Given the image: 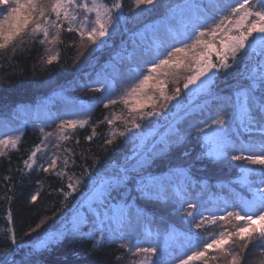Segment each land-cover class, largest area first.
I'll return each mask as SVG.
<instances>
[{
    "label": "trees",
    "instance_id": "1",
    "mask_svg": "<svg viewBox=\"0 0 264 264\" xmlns=\"http://www.w3.org/2000/svg\"><path fill=\"white\" fill-rule=\"evenodd\" d=\"M232 1L154 0L149 6L137 7L135 0H120L122 15L118 21L114 16L116 31L110 29L108 36L98 38L95 43L86 36L82 40L75 31H67L65 22L55 43L41 44L42 34L28 35L23 42L17 41L14 48L0 51V136H4L0 139L19 137L16 147L6 146L0 155V264H141L144 254L132 255L128 250L137 244L157 248V254L149 258L151 264H178L179 259L197 250L189 239L193 232L211 239L216 233L232 232L244 224L235 219L225 226L223 221L216 224L205 221L207 227L195 229L188 222L187 210L188 202L196 203L197 211H203L205 216L223 214L224 208L238 210L240 200H251L253 190L261 186L264 166L232 157L261 154L264 134L248 131L235 119H229L234 109L227 101L237 89L250 83L247 77L257 67L260 60L257 54L250 52L249 57L238 60L227 70L212 68L201 77L208 81L206 86L198 87L197 81L185 89L187 77L196 67V57L201 58L205 68L208 63L219 65V53L223 51L219 43L221 35L215 39L209 35L204 41L212 47L202 44L191 52L195 55L188 57L190 67L183 65L163 75L166 84L163 95L161 89L140 91L154 101L137 107L136 113H130L131 105L122 101L105 107L107 99L101 100L106 96L119 100L126 94L119 92L128 84L136 86L142 74H147L149 67L145 65L156 58L157 52L177 44L171 43L179 37L170 23L177 14L181 17L183 40H188L192 27L191 19L184 13L185 7L193 6L199 16V10L214 12L212 6ZM114 2L98 0L109 5ZM79 19L78 15L77 24ZM93 19L94 14L89 21ZM160 21L169 22L170 29L161 33L154 30ZM232 28L235 34V24ZM52 34L54 30H50V38ZM86 48L90 49L83 57ZM52 55L57 59L48 64L47 58ZM228 61L232 63L231 56ZM103 75L108 88L100 86ZM177 88L180 89L177 99H166L175 95ZM257 96H264V92L258 91ZM23 106H31L33 114L21 115ZM221 108L229 113L226 125L229 123L230 129L225 125L228 147L223 156L210 159L203 155L205 142L199 129L211 123ZM39 109L41 123L35 115ZM153 110L158 115H146ZM66 114L81 115L79 121L85 123L82 127L78 124L74 130L67 129L64 135L70 138L60 140L57 125L72 120ZM139 115H144V119H139ZM257 118H260L258 113ZM109 119L112 124H108ZM133 120L141 127L135 128ZM121 132L126 134L121 136ZM48 133L51 135L47 136ZM109 139L112 144L106 143ZM165 140L167 145L163 143ZM38 145L42 150L33 163L29 156ZM54 154L59 157L56 169L43 171L40 165L46 166ZM149 154L152 158L143 168L130 171L127 182L112 197L99 202L94 189L102 180L120 173L138 155ZM25 161L31 164L30 168ZM149 176L163 178L165 185L183 188L185 211L180 210L181 200L172 194L171 187L159 198L141 195L137 183ZM245 176L247 183L242 179ZM125 202L132 205V216L130 222L125 221L121 226L108 217L115 213L117 204ZM207 206L212 207V213H206ZM75 222H79L81 233L93 235H68L47 249L38 247L42 240L60 232L68 233ZM101 222L105 228L103 240L95 231ZM262 225L264 222L256 227ZM12 234L15 243L11 241ZM159 239H168L167 244L172 245L167 254L156 245ZM234 239L239 251L241 242ZM259 242L254 238L242 253L244 264H261L264 260L255 247ZM214 263L225 264V261L212 260L211 264ZM189 264H203V261L192 260Z\"/></svg>",
    "mask_w": 264,
    "mask_h": 264
},
{
    "label": "snow or ice",
    "instance_id": "2",
    "mask_svg": "<svg viewBox=\"0 0 264 264\" xmlns=\"http://www.w3.org/2000/svg\"><path fill=\"white\" fill-rule=\"evenodd\" d=\"M154 0H135L137 7L140 5L153 4ZM209 7V6H205ZM214 10L219 12L220 15L217 18L215 15L202 19L197 16L190 21L192 27V34L188 37V40L180 41L182 46L172 45L163 52H157L156 58L150 62V67L147 70V74H142V79L139 83L132 87L128 96H135L138 92L142 91L147 82L152 79V73L157 70L174 64L175 69H179L182 65L190 67V64L185 63L187 61V53L194 52L198 45L204 44L205 47L211 48L212 44L205 43L202 37L212 36L215 39L218 35H221L219 43L223 49L219 53V65L208 63L207 68L201 63V58L196 57V67L193 74L187 77V81L184 84L185 89H189V85L200 82L198 87L206 86L208 81L202 80L201 77H205L208 71L212 68L220 67L225 70L231 68L233 64L239 61H243L249 57L250 52L255 53L260 57L257 67L249 74L247 79L250 83L246 86H242L236 90L234 97L227 98V101L234 109L233 115L229 119H235L239 125L248 131H259L264 134V96H257V92H264V0H256L255 4H251L250 0H241L235 6L233 5H215ZM94 14V19L89 21L90 15ZM78 15L81 17V21L77 24ZM122 15V4L120 0H115L111 5L98 3V0H0V51L14 48L17 41L23 42L24 37L31 35L35 37L38 34H42L43 38L39 43H55L60 39L61 29L64 28V23H68L67 31L77 32L81 39L86 36L87 39L96 42L98 38L108 36L110 29L112 32L116 31L115 19L118 21ZM235 18V19H234ZM91 23L90 28H86L85 25ZM235 24V34L233 33L232 25ZM74 25H76L74 27ZM187 27V25H185ZM50 30H54V34L50 38ZM254 33L258 34L254 36ZM194 37V39H193ZM226 37V39H225ZM249 37H252L249 40ZM179 53H185L183 60L173 61V58ZM203 56V54H201ZM231 56L232 63H229L228 58ZM57 56L52 55L47 58V63L51 64ZM167 75V72L165 73ZM95 91H104V89H95ZM109 92L112 88L109 87ZM175 95L166 97L168 100H176L179 96L180 89L175 90ZM163 89H161V95H163ZM107 99L108 103L105 105H115L122 101L125 105L129 103L127 97H120L118 99H112L111 96L101 98ZM179 103V101H178ZM130 113L137 112V106L133 105L129 109ZM224 109L221 108L211 123H207L204 128H200L199 131L203 134L205 142V150L203 155L210 159L220 158L225 154V149L228 147L227 131H226V119ZM259 114V119L257 118ZM147 116L158 115L153 110L146 113ZM139 119L143 120L144 115H139ZM108 124H112L113 121L109 119ZM85 122L66 120L62 121L57 128L59 129L60 140H68L70 137L64 135L65 131L69 128L75 129L79 124L81 127ZM133 126L140 128L141 125L135 123L133 120ZM43 132V129H41ZM128 131H131L129 129ZM126 133L121 132L120 135L124 136ZM48 133L47 136H50ZM45 136V140L47 139ZM91 139V137H88ZM19 141V137L8 139H0V155L3 154V150L6 146L11 145L16 147ZM112 139L106 141L107 144H112ZM178 142V141H175ZM165 145L168 141H163ZM58 147V145H57ZM264 149V144L261 145ZM41 147L38 145L35 150L31 152L29 160L35 163L37 153L41 152ZM70 151V150H67ZM152 158L151 154L144 156L138 155L134 158V162L129 166L124 167L120 173L102 180L99 185L94 189V196L103 203L105 200L113 196V193L117 192L122 185L128 180V173L130 171H136ZM232 159L240 161L245 160L253 165L264 166V151L261 154L250 155H235ZM58 156L55 154L49 158L47 165H40L43 171H54L57 166ZM65 165L67 161L64 162ZM27 167H31L28 161H25ZM245 172H251L252 169H244ZM264 172V169H261ZM170 174H172L170 172ZM91 173L89 179H91ZM247 183V176L242 178ZM261 186H257L252 192V199L240 200V210H228L227 208L221 209L223 214L212 213L209 216H205L203 211H197V204L194 202H188L187 219L190 225L195 229H203L207 227L205 221L209 224H216L218 221L229 223L231 219L236 221H244L237 230L232 232L221 231L219 235H213L211 240L207 236H201L199 233L193 232L189 239L193 241L192 247L197 250L193 251L191 255H188L186 259H179V264H189L192 260H201L203 264H208L209 260L223 259L225 264H244L245 257L242 255L247 249L254 238L260 242L255 245L259 249L260 255L264 257V225L256 227L257 224L264 222V179L260 181ZM69 188H73V185L69 184ZM171 187L172 194L181 200V211H185L183 203L185 200V190L179 186L165 185L163 178L161 177H142L137 183V189L141 195L148 198H159L162 193H167ZM36 199L35 196L32 197ZM115 213L108 217L109 220L123 226L125 221L131 220L132 205L127 202L123 204H117L115 206ZM243 213V214H242ZM137 216L139 211L137 210ZM100 233V239H105V228L103 222L101 226L95 229ZM68 235H87L92 236L93 233H81L79 222L73 224L72 229L68 233L60 232L51 236L45 240L40 241L38 247L40 249H47L53 244L67 238ZM111 235V233H109ZM169 234V238L171 237ZM241 242L239 244V251L234 250L229 245H235L236 239ZM11 241L15 243V235H11ZM125 247H127L125 245ZM134 249V251H133ZM215 250V254L209 256L210 250ZM132 255L144 254L141 264H151L150 257L157 254V248L155 246L140 247L138 244L133 245L128 249ZM264 264V260L261 261Z\"/></svg>",
    "mask_w": 264,
    "mask_h": 264
},
{
    "label": "rangeland",
    "instance_id": "3",
    "mask_svg": "<svg viewBox=\"0 0 264 264\" xmlns=\"http://www.w3.org/2000/svg\"><path fill=\"white\" fill-rule=\"evenodd\" d=\"M239 2H241V0H234V1H232V2H226V4L224 3V5H233V6H235L236 4H238ZM250 3L251 4H255L256 3V0H250ZM149 6V5H148ZM199 12V17H201L202 19H204V18H208V17H211V16H213V15H215L217 18L219 17V15H220V13L219 12H217V11H215L214 10V12H212V11H210V12H205V11H203V10H199L198 11ZM184 13H186V15L191 19V21L195 18V17H197L196 16V13H195V9H194V7L193 6H187V7H185V11H184ZM80 19L78 20V24L80 23ZM171 24H172V28H173V30L174 31H176L178 34H177V37H179L178 38V40L177 39H175V40H172V42L171 43H177V44H175V45H177V46H182L181 44H180V41H182L183 40V34H184V31H183V26L181 25V17H180V15L179 14H177V15H175V17H174V19L170 22ZM92 25H91V23L89 22L88 24H86L85 25V27L86 28H90ZM169 28V22H167V21H160L156 26H155V28H154V30H158L160 33L162 32V31H167L166 29H168ZM170 29V28H169ZM171 39L173 38V36H171L170 37ZM201 39H206V37H202ZM189 43H191L192 41L190 40V41H188ZM202 45V44H201ZM201 45H198L197 47H196V49L198 48V47H200ZM88 49H90V48H86L84 51H83V57H84V53L85 52H87L88 51ZM87 50V51H86ZM190 54H191V57L192 56H194L195 54H193V53H191V52H189V53H187V60L189 59L188 57L190 56ZM86 56V55H85ZM81 57H82V55H81ZM82 57V58H83ZM184 57H185V53H179V54H177V56L176 57H174L173 58V61H176V60H183L184 59ZM190 60V59H189ZM150 61H152V60H149L148 62L149 63H147V65H145L146 67H150ZM185 63H188V61H185ZM183 66V65H182ZM172 69H175V67H174V64H172V65H169V66H165V67H163V68H161V69H159V70H157V72H155V73H152V79H150L148 82H147V84L144 86V91H146V92H150L148 89H150V90H153V89H156V90H160V89H163V91H164V87L163 86H165L166 84H165V81H164V79H162V77H163V75H165V73L167 72H170V71H173ZM182 69V68H181ZM180 69V70H181ZM129 77H130V73H128L127 74ZM99 83H100V86H103V87H106V88H108V85H107V82H106V77L103 75L101 78H100V80H99ZM132 87H134V85H131V84H128L121 92H119V94L120 93H126L125 95H123V96H128V93L130 92V90H131V88ZM122 95V94H121ZM122 96V97H123ZM128 98V101H129V103L127 104V106L128 105H131V107L133 106V105H136L137 107H140L141 108V106H146V105H149L150 104V102H152V101H154V99L151 97V100L152 101H150L149 99H150V97H148V95L147 94H143V93H140V92H138L135 96H128L127 97ZM149 98V99H148ZM154 106H156L157 108L159 107V106H157L155 103H154ZM33 112H34V109L31 107V106H23L22 108H21V115H28V116H31L32 114H33ZM36 114V119L39 121V123H41V119H42V110L41 109H39L37 112H35ZM224 115H225V119H226V121L228 120V114L226 113V110L224 109ZM66 115H69V116H67V117H70V119H72V120H75V121H79V119L81 118V115H71V114H66ZM226 127H229V129H230V124L229 123H227V125H226ZM5 135V134H4ZM3 136V135H2ZM2 136H0V137H2ZM4 137V136H3ZM91 197H93V195L91 196ZM207 209H206V213L207 214H210V213H212V207L211 206H207L206 207ZM235 210H237L236 208H235ZM238 210H240V209H238ZM205 211V210H204ZM243 214V213H242ZM225 225H227V223H225L224 224V226ZM225 232H226V230H225ZM215 235H219V233H216ZM213 237V236H212ZM161 239H163V238H161ZM209 240H211L210 238H209ZM156 242V245H160L159 246V248L160 249H163V253H168L170 250H171V248H172V245H168L167 244V242H168V239H165L164 241L163 240H158V241H155ZM161 242V243H160ZM163 242V243H162ZM164 245H167L166 247H164ZM229 246H232V247H234L233 249L234 250H236V246L235 245H229ZM190 250H192V249H190ZM189 250V251H190ZM193 252V251H192ZM192 252H190V253H188V255H191L192 254ZM182 253H184V254H186V251H184V252H182ZM181 253V255L183 256V254ZM248 254H249V252H247ZM215 254V250L213 249V250H210V253H209V256H212V255H214ZM249 256H250V254H249ZM251 257V256H250ZM187 258V257H186ZM186 258H184V259H186ZM211 259L209 260V262H208V264H211ZM170 264H176V263H174V262H172V263H170ZM179 264V263H178ZM215 264V263H214ZM216 264H218V263H216ZM219 264H223V263H219Z\"/></svg>",
    "mask_w": 264,
    "mask_h": 264
}]
</instances>
